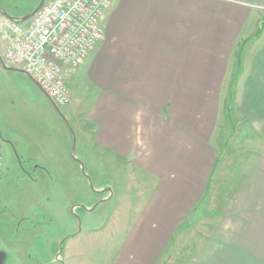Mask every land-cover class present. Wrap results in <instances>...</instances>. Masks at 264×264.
Instances as JSON below:
<instances>
[{
    "label": "crops",
    "instance_id": "1",
    "mask_svg": "<svg viewBox=\"0 0 264 264\" xmlns=\"http://www.w3.org/2000/svg\"><path fill=\"white\" fill-rule=\"evenodd\" d=\"M39 2L16 16L0 8V27ZM263 18L264 0L110 1L103 39L77 73L88 69L92 85L100 77L94 143L159 183L149 202L152 222L132 237L142 246L138 264L155 256L156 236L147 231L156 213L166 230L175 214L187 215L205 195L213 155L205 149L204 127L214 125L204 121L205 87L235 86V104L254 139L255 151L244 159L243 178L228 201L227 221L264 229V32L255 34ZM29 91L43 102L44 93L23 71L0 62V183H19L28 174L25 159L35 160L41 134ZM137 149L146 150L144 159L137 161L135 153L129 162V151Z\"/></svg>",
    "mask_w": 264,
    "mask_h": 264
},
{
    "label": "rangeland",
    "instance_id": "2",
    "mask_svg": "<svg viewBox=\"0 0 264 264\" xmlns=\"http://www.w3.org/2000/svg\"><path fill=\"white\" fill-rule=\"evenodd\" d=\"M33 1L0 0V8L16 16ZM260 22L257 36L264 32V18ZM84 59L65 79L70 95L63 107L28 93L41 138L35 160L25 159L28 174L17 184L0 183L7 193L0 195L2 264H138L141 244L134 234L152 222L149 202L159 183L94 143L102 92L99 76L92 85L88 69L77 73ZM201 108L204 121L214 123L204 127L205 149L214 156L205 195L187 215L175 214L166 230L156 213L153 229L146 230L156 236L155 256L142 264H264V229L226 217L244 159L255 151L235 104V86L205 87ZM131 152L129 162L135 153L143 160L146 150Z\"/></svg>",
    "mask_w": 264,
    "mask_h": 264
},
{
    "label": "built area",
    "instance_id": "3",
    "mask_svg": "<svg viewBox=\"0 0 264 264\" xmlns=\"http://www.w3.org/2000/svg\"><path fill=\"white\" fill-rule=\"evenodd\" d=\"M111 0H44L30 19L0 27V61L23 71L56 107L69 102L66 77L103 39Z\"/></svg>",
    "mask_w": 264,
    "mask_h": 264
},
{
    "label": "water",
    "instance_id": "4",
    "mask_svg": "<svg viewBox=\"0 0 264 264\" xmlns=\"http://www.w3.org/2000/svg\"><path fill=\"white\" fill-rule=\"evenodd\" d=\"M43 2H44V0H40V2H39V4H38V6L30 13V14H28V15H26V16H24L23 18H22V20L23 21H26V20H28V19H30L35 13H37L38 12V10L43 6ZM10 21H14V19L13 18H10ZM1 62V61H0ZM1 66L3 67V68H6L7 69V67H5V65L1 62ZM8 70H10V69H8ZM11 70H13V69H11ZM55 107V106H54ZM56 108V107H55ZM57 109V108H56ZM0 264H2V255H0Z\"/></svg>",
    "mask_w": 264,
    "mask_h": 264
}]
</instances>
